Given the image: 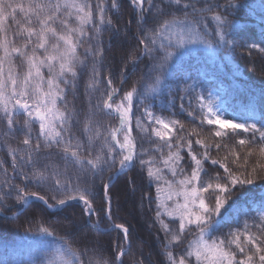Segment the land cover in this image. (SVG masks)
<instances>
[{
	"label": "snow or ice",
	"instance_id": "6c2138e0",
	"mask_svg": "<svg viewBox=\"0 0 264 264\" xmlns=\"http://www.w3.org/2000/svg\"><path fill=\"white\" fill-rule=\"evenodd\" d=\"M128 4L135 18L136 42L122 52L123 68L117 71L123 79L115 84L113 73L101 74L109 51L103 33L120 35L122 29L110 14L122 13L121 0H0V149L7 148L11 157V173L0 164V213L13 199L21 211L33 199L49 209L78 202L87 217L83 226L100 231L99 222L92 223L99 196L108 205L109 226L103 231L116 230L128 241L129 228L111 222L109 190L113 176L139 166L141 173L146 170L141 179L156 185L155 198L146 191L141 199L147 201L149 211L155 204L153 219L164 233L167 264H264V200L240 207L233 199L257 179L264 180V111L250 107L241 123L221 119L211 91H201V77L178 63L186 43L200 42L209 48L215 44L235 55L229 29L239 5L236 0H225L223 5L219 0H128ZM209 19L214 28H209ZM262 44L245 42L242 47L249 54L253 49L264 53ZM89 63L88 88L99 91L100 99L86 113L67 103L61 107L58 102L76 95ZM141 63L147 71L130 90L122 91ZM155 100L161 101L160 112L170 115L157 114ZM134 103L138 115L133 113ZM183 113L185 120L191 118L189 126L175 118ZM97 114L107 117V122L97 120ZM80 124L77 136L73 128ZM205 124L219 126L214 135L220 140L230 136L227 128L236 137L250 136L236 140L232 147L212 145L200 138L198 128ZM145 140L155 145L163 168L144 148ZM213 147L227 152L213 158ZM239 149H244L243 154ZM162 193L165 200L160 202ZM165 216L172 219L166 222ZM35 231L56 236L48 227ZM52 242L58 245L54 251L34 264H85L83 256L87 264H124L123 257L132 250L131 244L125 248L117 243L109 259L83 241L82 248L65 237ZM181 245L186 246L174 254L173 248Z\"/></svg>",
	"mask_w": 264,
	"mask_h": 264
},
{
	"label": "trees",
	"instance_id": "16d2710c",
	"mask_svg": "<svg viewBox=\"0 0 264 264\" xmlns=\"http://www.w3.org/2000/svg\"><path fill=\"white\" fill-rule=\"evenodd\" d=\"M121 2L124 5L122 13L120 15L110 14L113 23L122 29L120 35L113 36L108 32L103 33L104 45L109 51L106 54L105 64L101 68V74L104 76L109 72L113 73L115 84H119L123 79L117 71L118 68H123L122 52L128 49L130 44L136 42L134 37L137 34L135 18L130 14L131 6L128 4V0H121ZM236 2L239 7L234 10V14L230 17L233 24L229 29V38L236 45L235 55L228 54L226 49L219 45L214 44L209 48L205 44L197 42L190 46L185 45V55L179 58L178 63L194 77L197 75L201 77V91H211L212 103H220L228 110L244 118V113L250 107L255 108L258 113L264 111V53L253 49L249 54V51L242 47L245 42L260 43L264 41V0H236ZM219 3L223 5L225 0H219ZM229 10L231 11V9ZM128 21L132 23L126 28L125 25L128 24ZM214 27L215 22L209 19V28ZM79 51L83 52V49L81 48ZM90 71L91 64L89 63L88 69L83 72L78 81L76 95L69 94L66 101L58 102L61 107L63 103H67L69 108H75L81 113H86L89 106L100 99L99 91L88 88ZM146 71V64L141 63L136 73L130 75L127 83L122 86V91L130 90L132 86H135L137 78ZM104 87V82L98 85L101 91ZM216 90L220 91L219 95H214ZM160 103V100H155L154 110L157 111V114L170 115L169 112H160ZM179 103L177 98V109ZM138 107V104L134 103L133 113L136 115L139 114ZM172 111H176V109ZM185 117L186 113H183L175 118L184 120L186 126H189L188 121L191 118L185 120ZM96 119L107 122L108 118L102 114H97ZM199 123V119H197L195 125L198 126ZM36 127L38 129V125ZM82 127L83 124L76 125L73 128V133L79 136ZM135 127L134 116L133 128L135 129ZM218 127V125L209 126L205 124L202 129L198 128L201 133L200 138L212 145L220 142L232 147L236 140L250 136V133H242L241 136L236 137L235 133H231V129L227 128L230 136H225L223 140H220L214 135V131ZM133 134L136 135V131ZM230 137H235V139ZM10 144L12 147H17L15 141H10ZM143 146L156 158L157 166L163 168L162 163H160V154L154 150L155 145L145 140ZM196 147L199 148L198 145ZM239 151L243 154L244 149H239ZM226 152V148L217 150L213 147L211 149L213 158H222ZM144 158L148 159V156ZM208 163L210 164V161ZM0 164L8 168L9 173H11V157L7 148L0 149ZM212 167L218 168L219 165ZM165 174L171 179L166 170ZM141 175L146 176V170L141 173L139 166L126 174L116 175L112 178V186L109 190L112 198L111 222L123 223L129 228L128 241H123V234L116 230L103 231L102 228L106 229L109 226L105 211L108 205L99 196L93 204L97 211L92 217V223L99 222L100 231L83 226V221L87 217L82 216V206L78 202H70L67 208L57 207L50 210L43 202L33 199L26 206V209L21 211V205L17 204L14 199L8 201V206L0 213V264H34L36 261L45 260V253L54 251L58 246L52 241L58 240L60 237L73 241L75 248L84 247L82 241L87 243L89 247L99 248L103 251V255L109 259L115 253L117 243H122L125 248L131 244V252L123 257L124 264H134V261L139 260L144 261V264H167L162 247L164 233L159 231V224L155 223L153 219L155 204L152 205V211H149L147 201L141 199L146 191H150L155 198L156 185L148 184L146 180L141 179ZM211 175L214 176L215 173H211ZM129 179L133 183H128ZM133 187H135V191H133ZM32 190L36 191L37 189L33 188ZM163 198H165L164 193L161 194L160 202L164 201ZM233 199L240 207H251L253 203L264 200V180L257 179L253 185L246 186ZM49 202L54 203L51 200ZM164 219L169 222L172 218L165 216ZM41 226L54 230L55 238L35 231ZM30 229L32 231H29ZM66 233H71V235H66ZM185 246L174 247V254L179 255ZM81 259L87 264V256H83Z\"/></svg>",
	"mask_w": 264,
	"mask_h": 264
},
{
	"label": "rangeland",
	"instance_id": "374dc122",
	"mask_svg": "<svg viewBox=\"0 0 264 264\" xmlns=\"http://www.w3.org/2000/svg\"><path fill=\"white\" fill-rule=\"evenodd\" d=\"M187 46H190L191 44H185ZM220 91L219 90H216L215 91V94L214 95H219ZM214 107H217L219 112H220V118L221 119H225V120H231L232 123H241L243 122V118L236 114V113H233L232 111L228 110L225 106H223L222 104L220 103H213ZM113 177H116V176H113ZM165 200V198H163ZM50 210H53V209H50ZM104 229V228H102Z\"/></svg>",
	"mask_w": 264,
	"mask_h": 264
},
{
	"label": "water",
	"instance_id": "95a60500",
	"mask_svg": "<svg viewBox=\"0 0 264 264\" xmlns=\"http://www.w3.org/2000/svg\"><path fill=\"white\" fill-rule=\"evenodd\" d=\"M116 176V175H115ZM52 209H55V208H52Z\"/></svg>",
	"mask_w": 264,
	"mask_h": 264
}]
</instances>
